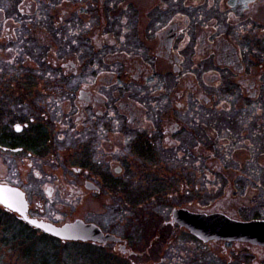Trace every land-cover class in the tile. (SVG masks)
<instances>
[{"label": "flooded vegetation", "instance_id": "af4514ba", "mask_svg": "<svg viewBox=\"0 0 264 264\" xmlns=\"http://www.w3.org/2000/svg\"><path fill=\"white\" fill-rule=\"evenodd\" d=\"M70 2L68 22L57 19L59 0H21V19L0 22L8 62L25 66L5 70L0 86V153L9 157L0 185L18 188L9 181L19 175L31 219L58 228L82 221L114 239L63 241L1 204L0 218L18 219L55 249L99 253L104 264H185L189 249L200 263L206 255L264 264V246L204 241L177 217L247 222L220 206L247 194V152L264 156V0ZM61 32L66 63L54 45ZM19 40L21 53L12 50ZM30 43L46 54L23 53ZM65 206L68 219L54 211ZM151 219L160 222L153 235L133 233Z\"/></svg>", "mask_w": 264, "mask_h": 264}, {"label": "rangeland", "instance_id": "374dc122", "mask_svg": "<svg viewBox=\"0 0 264 264\" xmlns=\"http://www.w3.org/2000/svg\"><path fill=\"white\" fill-rule=\"evenodd\" d=\"M70 0H59L58 3V17L57 19L60 21L68 22V20H71L73 10L70 8H66V6L73 5L70 4ZM44 4V2L42 3ZM21 8V0H0V22H3L4 20H15L18 21L21 18L19 15H16ZM69 10V11H68ZM68 11V13H67ZM52 18H46V20H51ZM54 20V19H53ZM45 21V20H44ZM18 23V22H17ZM3 25H0V86L6 85V73L5 70H11L12 68H22L24 69L25 66H15L18 63H22L21 61L16 62L14 60V67L11 62H8L7 58V52L11 50L9 45L3 40V35L1 32H3ZM51 39L49 40V44H51ZM40 43V42H39ZM54 45L57 47V52L59 53L58 57L59 60L62 63H66L68 60L69 55V47H70V40L68 38V35L61 32V35H59L58 39H54ZM21 42L20 40L17 42V44L13 45L12 50L17 53H21ZM6 48H8L6 50ZM6 53V54H5ZM23 53L26 54H33L34 59H37V55L39 53L46 54V48H43L40 46V44H33L29 45L26 50H23ZM39 56V55H38ZM38 62V61H35ZM30 64V63H29ZM12 67V68H11ZM69 86V85H68ZM64 92L60 93V99H61V106L62 110L68 111V106L70 105V100L67 97L69 88L63 89ZM3 96V95H2ZM2 100H6L5 96ZM254 111H259V109H254ZM248 138V136H247ZM263 138V137H262ZM253 152H251V157H249L247 152V161L251 160V164L249 165L247 163V194L244 195V192H241V195L239 197L243 198L240 201L234 200L235 198H232L233 200L229 202L222 201V206H220L221 209H224V212H228L229 215L234 216V218H238L237 220H253L255 218L263 219L264 220V156H257L252 155ZM260 155V154H259ZM7 155H4L0 153V182L5 181L6 176V165L7 161L9 160V157H6ZM48 172L51 169H55L50 165L47 167ZM19 174V173H18ZM16 181H9L11 183L17 184L16 186L18 188H21L23 185V182L21 181L19 175L16 177ZM35 176H29L28 177V183L30 186H32L35 183ZM237 180V178H235ZM230 180H233L231 177ZM227 181V180H226ZM227 184V182H226ZM29 186V187H30ZM25 187L27 189L29 199L31 200L30 203H34V198L32 196V191L28 188V186L25 184ZM43 193V192H42ZM226 191L218 192V196L226 195ZM210 192H208V195ZM207 195V196H208ZM38 209H41V205H36ZM35 206V207H36ZM206 207V206H203ZM73 209V207H71ZM97 211L99 213L102 212L100 206H96ZM60 210L57 208H54V211L56 210V214L63 215L66 214V219L70 218L72 216V211L70 210L69 206L65 207H59ZM0 210H2L0 208ZM78 211L80 215L83 216V214L86 212L85 205H81L78 208ZM49 212V211H48ZM109 212V211H107ZM106 212V213H107ZM105 213V211H103ZM101 213V215H103ZM54 218V217H53ZM50 222L58 224L55 220H51ZM97 224H100L103 222L102 218H95V221ZM159 221L156 220H149L143 222L145 224L142 226L141 231H133L134 234L141 235V237H146L149 234L153 235V229L157 227L159 224ZM11 224V227H10ZM8 226V227H7ZM29 228V227H28ZM125 230V228H123ZM137 228H135L136 230ZM20 231H23L25 235L20 234ZM123 234L125 231H123ZM151 237V236H150ZM148 238V237H146ZM189 239V238H188ZM191 240V238H190ZM188 241L189 244H191V241ZM42 242H46V245H42ZM142 242V241H141ZM140 242V244H141ZM40 243V244H39ZM26 245V246H25ZM42 245V246H40ZM77 246V245H76ZM39 250V251H38ZM220 250V249H219ZM152 254V253H151ZM150 254V255H151ZM153 255L156 256V252L153 253ZM154 256V259L156 257ZM180 256V253H173L172 258H178ZM196 256L199 258V253L195 251V249H189L188 255L186 259H184L185 264H216L211 261L210 257L206 255L203 256L202 262L196 261ZM243 258V257H242ZM245 262L244 258L242 259L243 263ZM170 263V262H168ZM0 264H101L99 262L98 258H89L86 256L85 252L83 250L76 248L72 249H55V242L53 240H48V238L44 236L37 235L36 232H33L32 230L27 229L26 227H23V225L18 221L16 218H8L5 219L3 217L0 218ZM219 264H226L223 262H219ZM234 264H237L234 262Z\"/></svg>", "mask_w": 264, "mask_h": 264}, {"label": "water", "instance_id": "95a60500", "mask_svg": "<svg viewBox=\"0 0 264 264\" xmlns=\"http://www.w3.org/2000/svg\"><path fill=\"white\" fill-rule=\"evenodd\" d=\"M0 202L19 213L30 225L62 240L88 242L114 239L111 236L104 237L97 227L88 226L82 221L58 228L45 222L29 219L25 195L18 189L0 186ZM177 217L186 220L187 222L182 223H186L188 229L204 241L236 240L264 246L263 221L236 222L223 215L189 217L183 215L182 212H179Z\"/></svg>", "mask_w": 264, "mask_h": 264}, {"label": "trees", "instance_id": "16d2710c", "mask_svg": "<svg viewBox=\"0 0 264 264\" xmlns=\"http://www.w3.org/2000/svg\"><path fill=\"white\" fill-rule=\"evenodd\" d=\"M264 150V149H263ZM8 227V226H7ZM10 227H11V224H10ZM23 227H25V226H23ZM26 228L27 229H29L27 226H26ZM31 230V229H30ZM20 234H22V235H25V233L23 232V231H20ZM48 240H49V238H48ZM51 240V239H50ZM41 243V242H40ZM39 243V244H40ZM42 245H46L47 243L46 242H42L41 243ZM42 245H40V246H42ZM43 247V246H42ZM39 251V250H38ZM88 256H89V258H98L99 259V262L101 263V264H104V259L102 258V255H100L99 253H93V252H91V253H88Z\"/></svg>", "mask_w": 264, "mask_h": 264}]
</instances>
